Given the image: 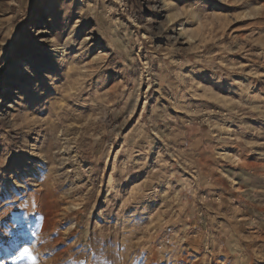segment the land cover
Masks as SVG:
<instances>
[{"label": "rangeland", "instance_id": "obj_1", "mask_svg": "<svg viewBox=\"0 0 264 264\" xmlns=\"http://www.w3.org/2000/svg\"><path fill=\"white\" fill-rule=\"evenodd\" d=\"M14 174L0 264H264V0H0Z\"/></svg>", "mask_w": 264, "mask_h": 264}, {"label": "snow or ice", "instance_id": "obj_2", "mask_svg": "<svg viewBox=\"0 0 264 264\" xmlns=\"http://www.w3.org/2000/svg\"><path fill=\"white\" fill-rule=\"evenodd\" d=\"M44 36L45 35H42V33L37 34V37H39L41 40L44 38ZM52 43L54 44L55 41H52ZM17 181H21V183H22L21 177L15 175V174L12 177H7L6 180L4 178H0V190H3L5 188L11 189V188L16 187ZM13 227H16V225H13ZM20 227H21V229H23L24 225H21ZM0 238H3L6 240L9 237H8L7 233L0 231ZM20 256L21 257H27V258L31 259L33 261V264H35V257L32 256V253L28 247H23V246L21 247Z\"/></svg>", "mask_w": 264, "mask_h": 264}, {"label": "bare ground", "instance_id": "obj_3", "mask_svg": "<svg viewBox=\"0 0 264 264\" xmlns=\"http://www.w3.org/2000/svg\"><path fill=\"white\" fill-rule=\"evenodd\" d=\"M31 59H34V60H35V58H33V55H32V54H31ZM40 62H41V61H40ZM40 62H39V63H40ZM25 71H26V70H25Z\"/></svg>", "mask_w": 264, "mask_h": 264}]
</instances>
